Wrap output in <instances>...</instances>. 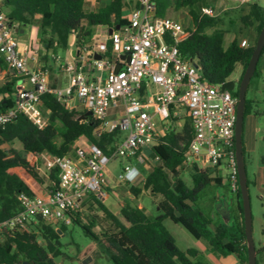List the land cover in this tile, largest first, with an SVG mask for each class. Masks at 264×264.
Instances as JSON below:
<instances>
[{
	"label": "trees",
	"instance_id": "trees-1",
	"mask_svg": "<svg viewBox=\"0 0 264 264\" xmlns=\"http://www.w3.org/2000/svg\"><path fill=\"white\" fill-rule=\"evenodd\" d=\"M0 1L11 22L19 24L20 31L31 27L40 17V43L46 51V60L50 56L68 54L72 45L71 36L78 52L90 48L96 29L127 23L123 11L129 6L125 0H107L104 6L99 7L93 6L89 0ZM155 5L159 17H166L171 11H186L191 20V27L186 28L191 30V35L180 44L179 49L186 60L201 69L205 80L223 84L240 66V84L255 45L243 48L238 40H234L225 49L226 33L217 29L221 19L202 15V9L209 7L210 0H155ZM242 22L246 26H254L259 36L264 26V9L258 3L250 4ZM207 29H213V32L206 34ZM108 46L111 51L112 44ZM263 57L264 49L248 92L257 88L263 78ZM0 67L6 68L4 62H0ZM16 82L17 78L11 76L0 85V112L13 106ZM232 94L239 97L238 90ZM42 101V110L49 122L44 130H39L25 116H19L5 127L0 126V222L18 211L17 194L34 197L46 181L50 184L49 189L58 184L57 169L50 174H42L40 163L24 159L9 160L2 148L4 144L19 142L26 152L35 156L42 153L63 156L72 153L75 142L86 137L107 156H111L115 150L116 132L96 138L94 131L97 123L91 116L80 120L84 113L67 109L52 94L44 95ZM253 103L252 99L247 98L245 121L253 114ZM191 138V124L187 120L180 131L172 129L150 148V156L155 164L150 167L142 188L126 182L130 185L129 196L119 202L118 212L111 211L104 202L89 195L80 211L69 213L71 224L80 227L97 242L113 264H207V261L204 262L205 256L198 250L182 251L177 247L164 225L165 220L182 226L196 240L204 242L215 257L234 255L239 264H248L240 188L236 195L242 222L234 226L221 224L213 231L210 229L211 219L196 207V202L200 194L216 180L210 177L208 169L203 171L197 165H194L192 187L181 177V171L188 165ZM243 151L245 155L244 134ZM143 190L158 201L160 214L154 219L149 218L145 210L137 205ZM66 230L67 225L61 224L58 228L40 225L32 233H0V264H58L56 259L62 255L59 231L65 233ZM260 251H264V248ZM259 262L257 260V264Z\"/></svg>",
	"mask_w": 264,
	"mask_h": 264
},
{
	"label": "built area",
	"instance_id": "built-area-1",
	"mask_svg": "<svg viewBox=\"0 0 264 264\" xmlns=\"http://www.w3.org/2000/svg\"><path fill=\"white\" fill-rule=\"evenodd\" d=\"M133 1L136 6L124 17L127 23L117 25L119 29L98 28L92 46L82 52L74 48L70 60L51 56L56 70L67 80L61 86L52 85L45 65L30 66V48L21 43L19 24L11 22L0 1V62L18 78L14 104L0 112V126L25 116L44 130L49 122L42 98L52 94L69 110L84 115L91 112L97 123L96 138L117 133L111 156L86 137L77 140L67 155L40 154L45 173L57 169V186L45 198L17 194L19 209L0 222V233H32L40 225L58 228L71 224L69 213L80 211L87 196L102 202L110 197L105 171L111 160L127 161L118 176L125 182L133 161L149 168L145 150L187 120L192 129L188 165L207 169L227 165L231 191L238 192L235 126L239 98L223 90L222 84L205 80L201 69L182 56L179 46L191 30L173 18L159 17L155 0ZM238 1L249 5L257 0ZM202 15L217 16L212 7H204ZM241 47H247L246 40ZM97 55L101 58L96 59ZM118 65L121 69L115 72ZM121 132L127 133L125 138L119 136Z\"/></svg>",
	"mask_w": 264,
	"mask_h": 264
},
{
	"label": "rangeland",
	"instance_id": "rangeland-1",
	"mask_svg": "<svg viewBox=\"0 0 264 264\" xmlns=\"http://www.w3.org/2000/svg\"><path fill=\"white\" fill-rule=\"evenodd\" d=\"M89 1L93 4V6L96 7L101 6V4H103L104 6L107 2V0ZM258 1L259 0H257L255 3H258ZM226 3L227 2H225V0H210L209 5V7H212L215 10V13L217 14L216 17L221 19V25H219L217 29H221L227 33L226 45L231 44L234 40H238L241 44L244 39L247 41V47L256 45L258 33L256 32L254 26H246L242 22V18L245 16V10L243 9L245 6L249 9L250 4L242 5L235 1H232L231 6L229 7L230 9H228V5ZM259 4L261 6H264L263 0H260ZM262 8L264 9V7ZM167 16L179 21L185 27H191L190 17L187 15L185 10H181L178 12L171 11ZM33 25L37 27L39 25V21H35L32 26ZM96 31L98 32V30H95V34ZM212 32L213 29H207L206 34H211ZM40 44H32V47L35 46L34 50L36 51L37 60L41 59V57L43 56V45ZM71 48H73V45H71ZM60 57L63 60H67L68 54H61ZM46 67L50 71L52 82L62 80L63 75L56 70V65L51 56L48 58ZM262 72L263 78L260 84L251 92H247V98L252 99L254 103L253 114L251 115L253 118V124L249 143L250 149L248 147L247 150H245V165L248 181L250 182L249 194L251 199V209L253 217V238L257 247L262 245V241L264 240V57L262 60ZM241 74L242 68L240 66H237L230 80H233L238 84ZM183 126L184 125L179 127L178 130L180 131ZM126 135V132L119 133V136L122 138H125ZM2 148L7 153V158L9 160L24 159L26 161H34L40 163L42 167L41 173L43 174L44 169L42 160L38 156H35L33 153L26 152L21 143L14 142L11 144H4ZM150 151L151 149L145 150V154L148 157L147 163L148 165H150L149 168L143 164H140L139 162L133 161L132 171L126 175V182L130 185H135L141 188L143 187V183L151 170L150 167L155 164V161L150 156ZM126 162L127 161L120 158L111 160L105 171L107 178L112 179L115 177L118 180V176L122 172V166ZM224 165L222 167L223 175L225 178L224 185H211L210 187L205 189L200 194L196 202V207L214 221L216 219H221L227 224H231L237 213L236 208L233 207V205L230 207L231 218H228L227 216H222L220 218L217 214L219 211L216 209L217 204H215L214 199L217 194H221V201L231 202V200L235 198V194L232 193L229 184V171ZM197 168L203 171H207V168H200L199 166H197ZM215 170L216 169H208L210 173L215 172ZM130 174L131 179L129 178ZM193 175H195L194 165H186L181 171V177L189 187L193 186ZM130 185L122 182H116L111 185V187H109L111 191L110 197L104 202V204L111 211L118 212L119 209L117 203L119 204L120 201H123L129 196ZM49 187L50 184L48 181H46V183L40 188L38 195H41L43 196V198H45V193H47ZM157 204L158 201L150 197L149 193L145 190H143L142 194L139 196L137 203L138 206L141 205L143 208H145L147 215L151 219L156 218L160 214ZM164 225L170 232L171 236L174 238L176 245L180 250L187 251L188 249L196 248V246L199 248H202L204 246V242H198V240L196 241V239L191 236V234H189V232H187V230H185L182 226L174 224L170 220H165ZM98 230H100V227ZM183 233H185L189 238H185V236H183ZM60 234L61 238L59 242L62 245L60 248L62 255H60L56 259L57 262H60L62 264H79L75 259L79 254L83 255L88 253H96L99 257L97 259V264H113L108 258H106L107 254L104 252L102 247L99 244L95 243V241L92 240L89 236H87L80 227L69 224L67 225L66 232ZM203 255L205 256L204 262L207 261V264L213 263L205 254Z\"/></svg>",
	"mask_w": 264,
	"mask_h": 264
},
{
	"label": "crops",
	"instance_id": "crops-1",
	"mask_svg": "<svg viewBox=\"0 0 264 264\" xmlns=\"http://www.w3.org/2000/svg\"><path fill=\"white\" fill-rule=\"evenodd\" d=\"M125 1L127 3H129V6H127L125 8V10L123 11V14H124V16H128L129 13L131 12V10H133V8L136 6V3L134 1L131 3L132 0H125ZM232 1H235V2L239 3L238 0H225V2H227L226 4L228 5L227 6L228 9H230L229 7L231 6ZM263 2H264V0H263ZM259 3H260V0L258 1V5H260ZM102 5L103 4H101V6ZM261 7H264V6H261ZM243 10H245V15L249 11V9L246 6L244 7ZM35 21H39L40 22V17H37ZM226 35H227V33L225 34V39H224V48L225 49H227L231 45V44L226 45ZM20 40H21V43L22 44H27L29 46V48H30V56L32 57L31 60H30V66L31 67H35L38 63H40L41 65H45V66L47 65L48 59L47 60L45 59L46 51L44 50V48H42V52L43 53L41 52L43 54V56L41 57V59H38L37 60V58H36V51L34 50L35 46L32 47V44L33 43H34V45L35 44H40V25H38L37 27L33 25L31 27H27L24 30H21L20 31ZM71 44L73 45V42H71ZM73 49H74V46H73V48L70 49V51L68 53V59L67 60H70L71 59V56L70 55H71V52H72ZM11 76L17 78L14 72L8 71L7 68H3L2 69L0 67V85L3 84L4 82H6L8 80V78L11 77ZM50 78H51V76H50ZM51 83H52V85H55V86H61V85H65L67 83V80H66V78L63 77L62 80L56 81V82H52L51 81ZM252 124H253V118H252V116H249L246 119V121H245V129H244V141H245L244 144H245V150H247V148L249 147L250 136H251V131H252ZM249 149H250V147H249ZM224 166L227 168V165H224ZM210 177L212 179L216 180V182L213 183L212 186L213 185H215V186L224 185V181H225L224 179L225 178H224V175H223V169H222V167L217 168L215 170V172L211 173ZM107 179H108V182H109V187H111V185H113L116 182H120L115 177L112 178V179H109V178H107ZM122 183H126V181L125 182H122ZM46 194L47 193H45V195ZM220 198H221V194H217V196H215V198H214L215 199V204H217L216 205L217 206L216 209L218 211L219 210L223 211L224 210V203H229L230 204V206H229V212H230V207L233 205V207L236 208V212L237 213L235 215L234 220H232V223L231 224H227L225 221H222L221 219H216L215 221L213 219H211V221H212L211 230H213V231H215V229L217 228V226H219L221 224H227V225H230V226H234L237 223L240 224L242 222V219L240 217V213H239V210H238V200L239 199H238L237 195L235 194V198L232 199L231 202L230 201H221ZM222 203H223V206H220V204H222ZM117 206H118V209H119V204L118 203H117ZM138 207L139 208H143L141 205H139ZM143 209L145 210V208H143ZM145 212H146V210H145ZM217 214H218V216L220 218L222 217V215L219 212ZM146 215H147V213H146ZM230 218H231V216H230ZM263 235H264V232H263ZM183 236H185V238H187V239L189 238L185 233H183ZM95 243H97V242H95ZM256 248H257V260L260 261L259 264H264V262L262 260V259H264V251L258 252L259 249L261 250L262 248H264V240L262 241V245H260L259 247H257V245H256ZM194 249L198 250L202 254H205L208 257V259L211 262H213L214 264H239L238 259L234 255H230V256H227V257H221V258L215 257L208 250V248H207V246L205 244H204V246L202 248H199V247L196 246V248H194ZM98 258H99L98 257V254H96V253H91V254L88 253V254H83V255H80L79 254L75 259H76V261L79 264H97V259ZM106 258H108L110 260V258H109L108 255H107ZM57 263L58 264H62L60 262H57Z\"/></svg>",
	"mask_w": 264,
	"mask_h": 264
},
{
	"label": "water",
	"instance_id": "water-1",
	"mask_svg": "<svg viewBox=\"0 0 264 264\" xmlns=\"http://www.w3.org/2000/svg\"><path fill=\"white\" fill-rule=\"evenodd\" d=\"M116 28L119 29V26H117ZM71 42H72V36L70 37V43ZM263 49H264V26L257 38L252 57L246 68L243 78L239 84V97H238L239 101L237 105V120L235 126L236 162H237L239 187H240L242 206H243L244 229L246 234V244L248 251V264H257V248L253 238V226H252L253 217H252V209H251V199L249 194L247 170L245 165V155L243 151V134H244L247 92L250 82L257 70V66L260 61V57ZM75 52L76 51H73V55H75ZM100 58H101L100 55L96 56V59H100ZM120 69H121V65H118L115 69V72H118ZM222 89L233 92L236 89V82L233 80H228L227 82L222 84ZM91 115H92L91 112H87L85 113V115L80 117V120H85L87 117ZM220 206H223V203L220 204ZM229 206H230L229 203H224V210L223 211L219 210V213L222 216H227L228 218H230ZM59 233L61 232L59 231Z\"/></svg>",
	"mask_w": 264,
	"mask_h": 264
},
{
	"label": "flooded vegetation",
	"instance_id": "flooded-vegetation-1",
	"mask_svg": "<svg viewBox=\"0 0 264 264\" xmlns=\"http://www.w3.org/2000/svg\"><path fill=\"white\" fill-rule=\"evenodd\" d=\"M239 91V84L236 83V89L233 92Z\"/></svg>",
	"mask_w": 264,
	"mask_h": 264
},
{
	"label": "clouds",
	"instance_id": "clouds-1",
	"mask_svg": "<svg viewBox=\"0 0 264 264\" xmlns=\"http://www.w3.org/2000/svg\"><path fill=\"white\" fill-rule=\"evenodd\" d=\"M129 178L131 179V174H130Z\"/></svg>",
	"mask_w": 264,
	"mask_h": 264
}]
</instances>
